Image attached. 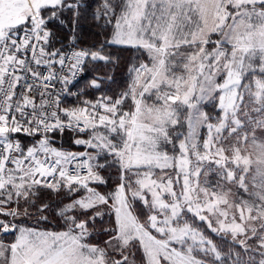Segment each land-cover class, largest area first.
Here are the masks:
<instances>
[{
  "label": "snow or ice",
  "instance_id": "obj_1",
  "mask_svg": "<svg viewBox=\"0 0 264 264\" xmlns=\"http://www.w3.org/2000/svg\"><path fill=\"white\" fill-rule=\"evenodd\" d=\"M0 264H264V0H0Z\"/></svg>",
  "mask_w": 264,
  "mask_h": 264
},
{
  "label": "trees",
  "instance_id": "obj_2",
  "mask_svg": "<svg viewBox=\"0 0 264 264\" xmlns=\"http://www.w3.org/2000/svg\"><path fill=\"white\" fill-rule=\"evenodd\" d=\"M80 38L81 45L86 46L96 42L100 37H98V30L92 26L91 22L82 21L80 25ZM113 54L114 56L119 57L118 61H114L112 64H108L106 66L103 64H98L95 68H89L88 72L82 78V80L85 78H103L104 83L101 85V89L97 91V94H95V96L99 95L100 91H105L109 88L112 91H115L118 87H123L127 83V68L129 64L134 61L133 50L114 49ZM108 77H113L115 83H113L111 80H108ZM82 80L79 81L75 89H85L86 92L88 90H95L88 88L87 85L81 86ZM105 175L107 176L109 175V173H105ZM111 175L114 180L115 173L113 172L111 173ZM109 183L111 184L112 181H110ZM42 197H45L42 200L52 202L53 204L58 202V200L61 198L55 195H42Z\"/></svg>",
  "mask_w": 264,
  "mask_h": 264
},
{
  "label": "rangeland",
  "instance_id": "obj_3",
  "mask_svg": "<svg viewBox=\"0 0 264 264\" xmlns=\"http://www.w3.org/2000/svg\"><path fill=\"white\" fill-rule=\"evenodd\" d=\"M85 78V77H84ZM89 80H91V79H89V78H85V79H83L82 80V83H81V86L82 85H87V87H88V81ZM80 86V87H81ZM78 89V88H77ZM97 91L98 90H88L86 93H87V96L90 98H94L95 97V94H97ZM70 100L72 99V98H69ZM42 195H55V196H58V197H63V193L61 192V193H59V194H57V193H54V192H50V191H47V190H43V192H42ZM43 198H45V197H41V199H43ZM50 198V197H49ZM26 224H29V225H34V221L33 220H25L24 221ZM53 227L55 226V223L53 222V225H52ZM8 238H11L10 236L8 237Z\"/></svg>",
  "mask_w": 264,
  "mask_h": 264
},
{
  "label": "built area",
  "instance_id": "obj_4",
  "mask_svg": "<svg viewBox=\"0 0 264 264\" xmlns=\"http://www.w3.org/2000/svg\"><path fill=\"white\" fill-rule=\"evenodd\" d=\"M74 90V89H73ZM75 91V90H74Z\"/></svg>",
  "mask_w": 264,
  "mask_h": 264
}]
</instances>
